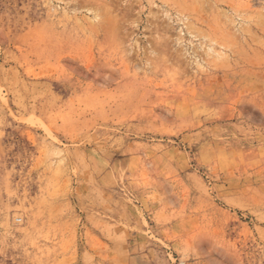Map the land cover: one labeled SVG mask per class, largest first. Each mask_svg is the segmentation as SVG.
Instances as JSON below:
<instances>
[{"label":"rangeland","instance_id":"rangeland-1","mask_svg":"<svg viewBox=\"0 0 264 264\" xmlns=\"http://www.w3.org/2000/svg\"><path fill=\"white\" fill-rule=\"evenodd\" d=\"M0 264H264V0H0Z\"/></svg>","mask_w":264,"mask_h":264}]
</instances>
